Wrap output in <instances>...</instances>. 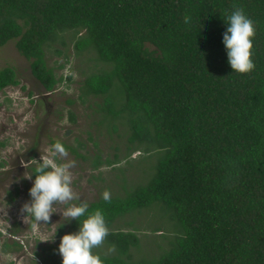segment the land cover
<instances>
[{
    "label": "trees",
    "instance_id": "trees-1",
    "mask_svg": "<svg viewBox=\"0 0 264 264\" xmlns=\"http://www.w3.org/2000/svg\"><path fill=\"white\" fill-rule=\"evenodd\" d=\"M233 5L255 28L247 74L233 72L223 44ZM66 38L99 62L79 88L85 101L99 98L94 123L124 122L130 149L151 143L162 153L147 185L87 203L80 220L100 209L109 228L158 202L181 231L156 260L135 264H264V0H0V47L13 40L46 93L63 81L46 52L63 55L56 45ZM19 84L14 67L0 68V91ZM78 230L73 220L67 233ZM105 241L116 251L99 255L103 264L134 263L133 230L110 229Z\"/></svg>",
    "mask_w": 264,
    "mask_h": 264
},
{
    "label": "rangeland",
    "instance_id": "rangeland-1",
    "mask_svg": "<svg viewBox=\"0 0 264 264\" xmlns=\"http://www.w3.org/2000/svg\"><path fill=\"white\" fill-rule=\"evenodd\" d=\"M71 44L66 38V45H56L67 49L63 55H56L54 50L46 52L48 67L63 76V81L48 94L31 74L29 61L18 53L13 40L0 47V68L14 67L20 81L18 86L0 91V142L5 143L0 145V243L9 245L6 251H0V264H62L58 248L73 220L54 213L49 224H38L31 217L24 221L20 212L31 199L29 189L34 180L26 178L31 173L29 167L36 166L31 160L39 161L40 155L47 154L53 140L63 142L68 152L67 158H58L57 163L75 161L70 171L71 187L81 198L72 202L77 205L102 198L105 190L111 197L126 198L135 187L150 182L162 158L151 143L139 144V151L130 149L137 144L129 143L124 122L94 123L103 118L94 112L99 98L90 96L85 101L79 96V88L84 75L97 68L99 62L92 59V54L77 56ZM60 65L64 66L59 68ZM69 111L74 121L69 118ZM95 158L101 161L98 169L93 168ZM56 207L63 210L67 206ZM108 229L136 233L139 244L130 252L133 264L156 260L181 231L180 225L170 219V212L158 202L116 218ZM47 248L45 261L43 249ZM108 249L104 241L93 249V254H109Z\"/></svg>",
    "mask_w": 264,
    "mask_h": 264
},
{
    "label": "clouds",
    "instance_id": "clouds-1",
    "mask_svg": "<svg viewBox=\"0 0 264 264\" xmlns=\"http://www.w3.org/2000/svg\"><path fill=\"white\" fill-rule=\"evenodd\" d=\"M233 8L234 10L226 20L228 27L223 34V44L233 72L247 74L255 68L251 58L255 28L253 21L245 15L243 8L236 5H233ZM189 21L190 17L186 15L185 23ZM67 156L65 146L56 142L47 154L40 155L39 161L31 160V163L36 165L35 179L29 189L31 199L20 209L21 216L24 221L31 217L38 224H49L54 213H59L68 221H79L77 232L61 237L58 253L62 257V264H103L100 256L93 254V249L104 244L109 235V229L100 209L88 214L86 219L80 220L87 213L88 204L87 202H81L79 205L72 203L81 199L71 187L73 174L70 169L75 167V161L57 163L58 158L66 159ZM26 178L31 180L32 174ZM102 198L110 203V192L105 190ZM56 205L67 207L61 210ZM115 251V245H111L108 249L109 253Z\"/></svg>",
    "mask_w": 264,
    "mask_h": 264
}]
</instances>
